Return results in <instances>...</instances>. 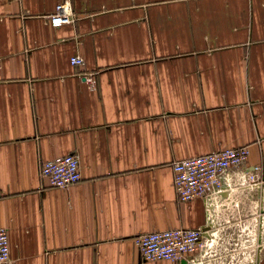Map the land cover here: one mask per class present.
Masks as SVG:
<instances>
[{
	"label": "crops",
	"instance_id": "1",
	"mask_svg": "<svg viewBox=\"0 0 264 264\" xmlns=\"http://www.w3.org/2000/svg\"><path fill=\"white\" fill-rule=\"evenodd\" d=\"M63 1L0 0L8 264H264V0H68L56 28ZM246 145L231 185L179 202L174 161ZM67 154L82 181L51 187L42 163ZM176 228L206 246L141 258L135 237Z\"/></svg>",
	"mask_w": 264,
	"mask_h": 264
},
{
	"label": "built area",
	"instance_id": "2",
	"mask_svg": "<svg viewBox=\"0 0 264 264\" xmlns=\"http://www.w3.org/2000/svg\"><path fill=\"white\" fill-rule=\"evenodd\" d=\"M49 19L50 24L56 28L72 23L74 14L70 2L65 0L59 3ZM71 63L81 66L84 59L75 55L71 58ZM249 155V146L246 145L174 161V189L179 202L206 199L221 192L224 177L231 185L232 170L246 164ZM256 170L259 172L261 167H256ZM40 176L51 187L70 188L82 181L80 157L77 154H67L44 161ZM256 178V175H251L252 184H258ZM3 196L0 191V198ZM134 242L141 258L146 262H179L206 246L201 229L184 228L142 233L135 237ZM10 257L9 234L0 224V264H8Z\"/></svg>",
	"mask_w": 264,
	"mask_h": 264
},
{
	"label": "rangeland",
	"instance_id": "3",
	"mask_svg": "<svg viewBox=\"0 0 264 264\" xmlns=\"http://www.w3.org/2000/svg\"><path fill=\"white\" fill-rule=\"evenodd\" d=\"M253 230H250V231H247V233H239L240 236H238L237 238H239V240L237 241L236 244H243L241 247H245L246 248H249V247H252L253 245V242H254V234H253ZM237 246V247H240V246Z\"/></svg>",
	"mask_w": 264,
	"mask_h": 264
}]
</instances>
